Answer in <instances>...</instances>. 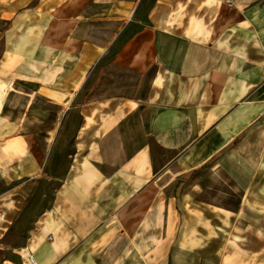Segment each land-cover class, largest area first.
Returning <instances> with one entry per match:
<instances>
[{
  "label": "crops",
  "instance_id": "1",
  "mask_svg": "<svg viewBox=\"0 0 264 264\" xmlns=\"http://www.w3.org/2000/svg\"><path fill=\"white\" fill-rule=\"evenodd\" d=\"M0 264H264V0H0Z\"/></svg>",
  "mask_w": 264,
  "mask_h": 264
},
{
  "label": "rangeland",
  "instance_id": "2",
  "mask_svg": "<svg viewBox=\"0 0 264 264\" xmlns=\"http://www.w3.org/2000/svg\"><path fill=\"white\" fill-rule=\"evenodd\" d=\"M33 114V117H31L30 118V120L32 121V122H37V123H39V121L41 122L43 119H45V118H47V119H49L48 117H49V113H47L46 111H45V109L44 108H42V107H40V106H37L35 109H34V112L32 113ZM56 117H57V115H55ZM53 119V117L51 118V120ZM48 129H50V128H48ZM51 132L52 131H50L49 130V135L48 136H50V134H51ZM186 181H188V180H186ZM212 182H215V181H212ZM220 187V186H219ZM219 187H214V188H208L206 191H203L202 192V196L203 197H205V198H207V199H212V200H216V195L217 194H219V196L220 195H222L221 194V192L219 191ZM199 190V189H198ZM219 192V193H218ZM217 197V199H221V197Z\"/></svg>",
  "mask_w": 264,
  "mask_h": 264
}]
</instances>
